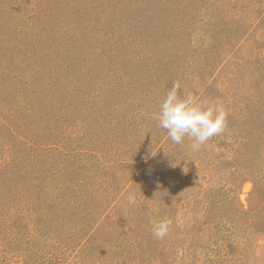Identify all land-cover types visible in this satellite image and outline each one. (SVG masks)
I'll list each match as a JSON object with an SVG mask.
<instances>
[{"label": "rangeland", "instance_id": "obj_1", "mask_svg": "<svg viewBox=\"0 0 264 264\" xmlns=\"http://www.w3.org/2000/svg\"><path fill=\"white\" fill-rule=\"evenodd\" d=\"M0 264H264V0H0Z\"/></svg>", "mask_w": 264, "mask_h": 264}, {"label": "clouds", "instance_id": "obj_2", "mask_svg": "<svg viewBox=\"0 0 264 264\" xmlns=\"http://www.w3.org/2000/svg\"><path fill=\"white\" fill-rule=\"evenodd\" d=\"M182 85L174 81L159 105L155 116L158 126L166 130L167 137L176 145H181L185 138L193 143L191 147L198 150L212 137L222 134L227 126V112L217 104L198 95L181 93ZM129 204L136 203L134 193L127 195ZM172 221L165 218L152 224V235L157 239L165 238Z\"/></svg>", "mask_w": 264, "mask_h": 264}]
</instances>
